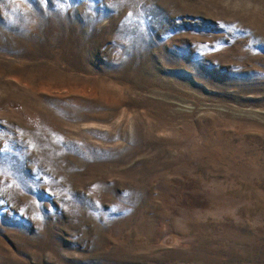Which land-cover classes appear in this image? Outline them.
Returning <instances> with one entry per match:
<instances>
[{
    "label": "rangeland",
    "instance_id": "374dc122",
    "mask_svg": "<svg viewBox=\"0 0 264 264\" xmlns=\"http://www.w3.org/2000/svg\"><path fill=\"white\" fill-rule=\"evenodd\" d=\"M0 264H264V0H0Z\"/></svg>",
    "mask_w": 264,
    "mask_h": 264
}]
</instances>
